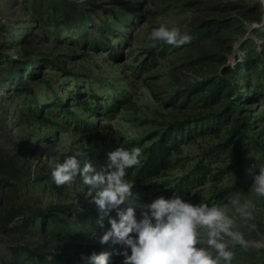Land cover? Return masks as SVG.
Listing matches in <instances>:
<instances>
[{
  "label": "rangeland",
  "instance_id": "rangeland-1",
  "mask_svg": "<svg viewBox=\"0 0 264 264\" xmlns=\"http://www.w3.org/2000/svg\"><path fill=\"white\" fill-rule=\"evenodd\" d=\"M10 1L19 5L11 10ZM69 1L81 5L93 23L115 31L112 50L86 52L65 43L59 48L38 46L37 50L55 56L72 54L67 69L77 78H71L68 85L73 88L81 84L90 95L122 104L94 117L76 108L81 120L93 129L81 132L54 115L47 122L31 119L26 111L27 97L0 79V183L17 186L13 190L7 188L0 200V264L14 259L11 249L25 246L49 259H53V254L66 253L73 264H86L80 259L81 252L91 255L111 251L109 246H101L91 238L93 231L99 234L102 230L88 186L78 177L73 186L58 187L51 179L49 167L68 155L81 159V167L91 163V153L106 135L103 126H109L120 140L128 141H146L164 124L187 119L197 121L192 125L195 131L204 127L219 132L208 136L195 133L196 138L182 146L184 157L192 160L154 180L156 189L135 185L132 191L136 205L160 196L167 188L162 183L180 178L195 165L204 149L227 138L235 129L237 118L255 123L249 135L259 139L264 148V0ZM21 13L20 0H0V43H4L2 53L6 57L19 56L10 46L11 34L21 35L31 27ZM161 25L179 27L191 36L190 43L176 47L150 39L151 31ZM254 49L261 59L253 57ZM242 62L250 63L249 70L241 67ZM43 73L51 81L50 86L59 91L56 77L60 78V74L53 70ZM48 83H35V95L29 99L36 97L44 105L55 100ZM220 87V100L211 104L212 108H204V100ZM178 93L191 99L188 105L182 106L186 99L182 100L183 96L172 104ZM230 106L232 110L226 112ZM208 117L212 122L205 124ZM96 127L99 131H95ZM151 143L146 142V146ZM252 155L257 163L248 171L250 183L244 189L233 191L237 180L233 170L204 186L207 194L229 193L217 206H222L234 220L233 230L243 233L248 241L246 248H231L232 264H264V197L253 189L254 177L264 165V150ZM225 157L227 163L217 162L213 167L236 165L231 152ZM237 197L239 207L255 206V219L246 220L236 211L238 206L231 201ZM111 215L115 217L116 213ZM103 223L105 228L110 227L108 218ZM253 224L255 230L251 228ZM18 257L21 264H34L30 258ZM112 259L119 264L121 258Z\"/></svg>",
  "mask_w": 264,
  "mask_h": 264
},
{
  "label": "trees",
  "instance_id": "trees-1",
  "mask_svg": "<svg viewBox=\"0 0 264 264\" xmlns=\"http://www.w3.org/2000/svg\"><path fill=\"white\" fill-rule=\"evenodd\" d=\"M21 15L25 22H30L31 27L24 30L21 35L11 34L10 46L13 51L19 52V56L13 58L6 57L2 53L4 43H0V79L14 89L20 96H26L28 107L26 111L31 119L43 122L50 121V115L60 117L64 124L77 126L81 132H89L92 126L87 121L81 120L79 113L75 109L83 110L91 117L106 114L119 107L122 101L116 100L110 102L109 99H102L99 95H90L84 91L81 84L71 87L69 81L71 78H77L67 69V64L73 58L72 54H55L38 51V46L51 45L53 48H59L60 44H69L86 52H101L104 48L112 50L111 38L117 36L115 31L108 26H101L91 21L90 15L81 5H76L69 0H20ZM11 10L19 3L10 1ZM250 48L247 47L246 50ZM253 57L262 58L257 51L253 52ZM241 67L249 70L250 63L242 62ZM45 70H53L60 74L56 77L60 87V92L55 86H50L44 75ZM75 78V79H76ZM48 83L49 89L56 97L51 103L44 105L40 100L32 99L29 96L35 95V83ZM220 87L214 91L211 97L204 100V108L211 107L215 101L221 98ZM178 96H183L182 106L188 105L190 100L181 93L176 95L172 104L176 103ZM213 100V103H211ZM252 100H256L253 98ZM232 110L228 107L226 112ZM205 124H210L212 119L208 117ZM256 120V119H255ZM202 121V120H200ZM199 121V122H200ZM196 120H185L164 124L163 129L153 133L146 141L138 140H120L117 133L109 126L101 127L106 135L97 145V150L90 155L91 163L94 166H103L107 164V153L117 147L131 149L140 147L142 156L140 164L127 170V180L134 182L138 187L156 189L158 184L154 180L167 176L174 169L191 161L190 157H184L182 146L191 139H195V133L201 136L215 135L219 133L216 129H206L202 127L195 131L192 127ZM255 123L251 120L237 118L235 119L234 130L223 139L222 142L204 149L195 165L185 174L173 182H164L167 188L162 191L160 196L170 198L175 193L194 204L205 202L209 206L217 205L219 202L228 198L229 193L225 192H205L204 186L208 182H217L233 170L236 175V185L234 192H238L250 183L248 171L257 163L253 157L254 152L264 150L259 139L249 135V131L254 129ZM257 127V126H256ZM99 131V128H94ZM260 135H258L259 137ZM152 142L146 146V142ZM231 152L235 156L236 165L213 167L215 163H227L225 155ZM7 188L16 189V185L8 182L0 183V200ZM198 189L192 193V190ZM45 232L46 231H42ZM14 259L6 264H21L19 255H23L34 261V264H73V259L66 253L53 254V259L48 255L39 253L30 247L20 249L13 248Z\"/></svg>",
  "mask_w": 264,
  "mask_h": 264
},
{
  "label": "clouds",
  "instance_id": "clouds-1",
  "mask_svg": "<svg viewBox=\"0 0 264 264\" xmlns=\"http://www.w3.org/2000/svg\"><path fill=\"white\" fill-rule=\"evenodd\" d=\"M149 38L176 47L191 41V36L179 27L164 25L153 29ZM141 156L140 147H117L107 153V164L103 166L86 162L81 167L76 155L49 165L51 179L58 187H71L78 177L88 186L102 230L99 234L93 231L91 238L111 248L91 255L81 252L80 259L86 264H114V256L121 258L119 264H232L231 248H246L248 241L243 233L233 230L235 222L222 206L194 204L175 193L170 198L158 196L148 203L135 204V184L125 177L128 169L140 164ZM253 189L264 197V165L254 177ZM231 203L238 206L239 198ZM254 207L245 204L236 211L244 219L253 220ZM105 218L110 227H104ZM251 228L255 230L256 225Z\"/></svg>",
  "mask_w": 264,
  "mask_h": 264
}]
</instances>
